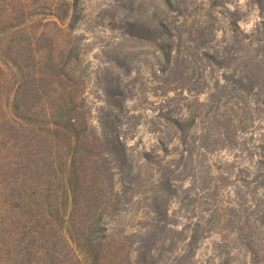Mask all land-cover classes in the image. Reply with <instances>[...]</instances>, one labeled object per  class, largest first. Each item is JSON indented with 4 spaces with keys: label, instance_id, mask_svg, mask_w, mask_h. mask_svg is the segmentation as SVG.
<instances>
[{
    "label": "trees",
    "instance_id": "trees-1",
    "mask_svg": "<svg viewBox=\"0 0 264 264\" xmlns=\"http://www.w3.org/2000/svg\"><path fill=\"white\" fill-rule=\"evenodd\" d=\"M255 4L252 32L231 19L228 39L197 60L175 55L164 22L145 32L161 76L202 77L165 90L175 111L161 110L155 156L130 161L121 136L91 128L73 50L37 25L49 9L73 32L78 0H0V264H199L202 242L221 232L229 179L264 188V139L245 124L264 106V0Z\"/></svg>",
    "mask_w": 264,
    "mask_h": 264
},
{
    "label": "rangeland",
    "instance_id": "rangeland-1",
    "mask_svg": "<svg viewBox=\"0 0 264 264\" xmlns=\"http://www.w3.org/2000/svg\"><path fill=\"white\" fill-rule=\"evenodd\" d=\"M173 2L174 9L162 10L160 0H78L80 19L73 32L53 25L54 13L49 9H44L42 23H37L60 46L67 45L73 50L70 75L81 86L91 128L100 135L121 136L130 161L138 160L142 151L155 156V131L163 122L159 118L161 110L171 109L162 101L165 90H172L188 79L193 84L202 77L198 71L182 77L179 73L161 76L157 72L158 49L146 33L155 31L164 22L172 32L167 42L175 55L197 60L201 52L217 50L228 39L231 19H236L241 29L250 33L262 17L255 0ZM202 30L208 40L202 39ZM214 31L217 40L210 38ZM169 97H174L173 93ZM260 108L254 115L255 122H245L255 141L264 139V106ZM171 110L175 111L173 107ZM252 135L244 138L250 143ZM223 153L231 158L229 152ZM228 184L222 193L221 232L202 242L196 262L264 264V188L254 193L253 185L247 186L236 177H231ZM236 192H241L240 197L248 195L252 204L238 200ZM235 200L239 206L231 218L229 209ZM197 219L198 214L193 220Z\"/></svg>",
    "mask_w": 264,
    "mask_h": 264
}]
</instances>
